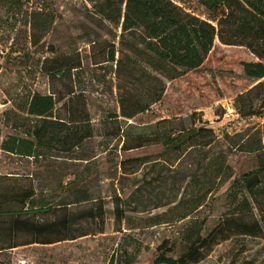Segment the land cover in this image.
Here are the masks:
<instances>
[{"label": "rangeland", "instance_id": "rangeland-1", "mask_svg": "<svg viewBox=\"0 0 264 264\" xmlns=\"http://www.w3.org/2000/svg\"><path fill=\"white\" fill-rule=\"evenodd\" d=\"M96 1L23 0L20 11L0 1V264H153L161 253L178 259L193 227L205 237L218 226L222 233L196 264H264V184L255 196L230 188L264 157V110L242 117L233 108L234 93L248 87L239 63L258 59L216 41L218 48L189 80H166L149 68L143 46L97 14ZM174 1L217 28L214 14L195 0ZM151 84L164 90L161 103L145 90ZM33 94L53 95L60 119L69 102L85 109L92 139L69 153L52 144L37 149L35 158L20 154L27 144L17 139L33 141L28 133L38 124L26 114ZM250 99L264 100V89ZM143 108L150 112L123 117ZM173 118L178 121L156 124ZM192 126L211 130L214 143L169 153L160 144L122 150L138 137ZM225 166L229 180L218 175ZM27 193L47 210L23 203ZM84 194L88 201L77 203ZM93 209L102 216L92 218ZM63 218L71 226L56 237L69 240L27 244L28 222ZM235 221H257L260 232L245 236Z\"/></svg>", "mask_w": 264, "mask_h": 264}, {"label": "trees", "instance_id": "trees-1", "mask_svg": "<svg viewBox=\"0 0 264 264\" xmlns=\"http://www.w3.org/2000/svg\"><path fill=\"white\" fill-rule=\"evenodd\" d=\"M7 5L9 11H20L23 0H0ZM5 1V2H4ZM207 12L214 14L217 28L209 22L202 21L198 17L187 13L179 7L174 0H97L94 4L95 11L104 20L120 26L121 35H131L134 43L143 46L142 55L152 71L158 73L169 81L178 79L189 80V74L201 70L207 57L215 52L218 45L244 47L258 60H242L238 67L240 76L248 83V87L234 93V110L242 117H251L264 110V100L250 99L252 93L264 89V0H195ZM42 12V9H41ZM39 14L31 13L32 17ZM230 32V35L227 34ZM129 49H136L133 44ZM108 61L114 62V57ZM50 74V71L47 72ZM154 99V104L161 103L164 90L152 84L144 87ZM59 101L53 95L33 94L27 101L26 114L38 120V124L28 134L33 141L17 139V144H27L20 154L35 158L37 149L49 150L52 144L59 146L60 151L69 153L78 150L93 137V129L88 113L83 108H78L69 102L67 105V117L57 118L55 111ZM148 108L140 109L135 114L123 115L126 119H133L137 114L149 113ZM196 113L187 115L192 121ZM177 118L165 119L159 123H173ZM178 121V120H177ZM183 122V121H179ZM211 130L205 128L190 127L180 129L178 132L171 128L170 133L156 135L154 137H138L132 147H126L123 143L122 150L142 148L147 145L160 144L164 153L176 151L184 146L191 149L209 148L214 143ZM4 150L15 152L11 147H3ZM258 151V150H257ZM219 169V174L226 173L225 180H229L231 173ZM264 184V157L256 170L243 174L234 179L230 188L238 187L249 196H255V190ZM34 196L27 193L22 198L23 203H31L33 211L44 213L45 205H37L29 201ZM236 198V196L234 197ZM88 201L85 194L80 202ZM246 200L244 199L243 202ZM242 202V201H241ZM244 204V203H243ZM62 206L66 205L61 204ZM240 206V205H239ZM91 213L92 218L101 217L96 209ZM89 212H92L89 211ZM19 221H17L18 224ZM241 234L254 237L260 232L257 221L251 224L235 221ZM31 226V239L27 244H51L69 240L65 232L71 225L68 219L52 222H28ZM58 228V233H52ZM224 228L218 226L207 236H201L198 227L190 229L184 240L187 243L186 251L178 258L171 259L161 253L153 261V264H196L204 257L203 248L216 241L217 236ZM225 239V237L223 238ZM73 240V239H70ZM15 248L8 247V249ZM3 249L0 248V251Z\"/></svg>", "mask_w": 264, "mask_h": 264}]
</instances>
